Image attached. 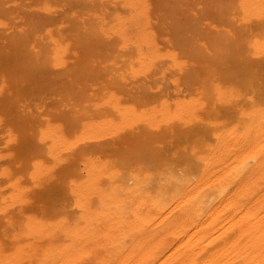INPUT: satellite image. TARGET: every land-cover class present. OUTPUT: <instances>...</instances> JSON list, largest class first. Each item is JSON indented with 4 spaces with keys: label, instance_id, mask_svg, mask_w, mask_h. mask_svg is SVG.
<instances>
[{
    "label": "rangeland",
    "instance_id": "374dc122",
    "mask_svg": "<svg viewBox=\"0 0 264 264\" xmlns=\"http://www.w3.org/2000/svg\"><path fill=\"white\" fill-rule=\"evenodd\" d=\"M117 4L118 0H0V98L9 105L8 114L0 112V251H12L22 242L24 214L40 212V207L44 216H66L71 221L64 220L65 226L71 227L73 222L83 223L77 218L78 208H102L101 191L123 195L136 176H148V188L153 189L156 166L167 161L178 167L176 157L159 155L190 143L188 138L165 135L172 128L167 124L169 113L155 114L159 125L151 128L144 121H129L125 127L85 131V124L121 125L127 108L151 113L167 101L174 111L178 100L195 99L194 120L174 126L180 131L194 127L210 144H217L216 135L241 133L250 113L264 114V69L257 65L264 61V0L151 2L147 25L155 30L153 45L158 55L176 52L177 66L168 58L134 63L136 55L114 33L116 14H124ZM159 6L167 9L159 11ZM31 16L52 20L35 27ZM158 26L169 28L161 31ZM176 38L185 43L183 48L175 45ZM56 40L69 46L58 60L52 53ZM141 90L156 95L141 99ZM49 122L65 143L53 154L47 150L49 134L41 138ZM134 135L139 146L133 144ZM124 142L131 147L116 153L113 148L122 149ZM141 144L143 151L138 150ZM157 149L160 154L154 153ZM145 157L158 161L148 166ZM71 181L87 198L72 194ZM61 228L51 231L53 239L46 232L44 244L55 239L69 243L71 237ZM5 259L0 258V264H7Z\"/></svg>",
    "mask_w": 264,
    "mask_h": 264
},
{
    "label": "bare ground",
    "instance_id": "6f19581e",
    "mask_svg": "<svg viewBox=\"0 0 264 264\" xmlns=\"http://www.w3.org/2000/svg\"><path fill=\"white\" fill-rule=\"evenodd\" d=\"M153 1L169 0H118L119 12L124 14H116L114 33L118 34L124 48L134 52L136 65L159 58L170 59L177 66L176 52L158 55L159 49L153 45L155 30L147 25ZM158 9L163 11L167 7L159 6ZM30 19L32 23L36 19L35 27H43L52 20L41 16H31ZM158 28L162 31L169 27ZM181 38H176L175 43L179 49L185 44ZM53 43L52 53L58 60L69 46L58 40ZM74 56L80 59L76 50ZM4 60L9 61L8 58ZM247 61L255 65L254 60ZM257 65L264 69V61L257 62ZM139 93L138 97L145 100L156 95L145 90ZM194 104L195 99L189 102L178 100L175 110L170 111V104L164 101L159 110L152 108L151 113L127 108L121 125L104 121L85 124V131L125 127L129 121L132 124L144 121L151 128L159 125L157 118L153 117L155 114L165 117L169 113L167 124L172 128L166 130L165 135L173 140L190 139V157H186L187 145L178 146L173 152L162 151V154L157 149L154 153L160 154L162 159L176 157L178 167L167 161L158 168L156 166L153 189L148 188L151 182H148V176H136L133 177V186L127 187L123 195L113 190L101 191L102 208L97 212L92 207L78 208L77 218L83 223L73 222L74 227H70V223L69 227L65 226L67 220L66 223L71 221L66 216L57 219L53 215L44 216L41 207L40 212L24 214L22 242L12 251H0V256H7V259L0 258L7 264H264V114L255 110L249 115L250 122L243 124L241 133L232 131L228 135H216L218 143L210 144L202 131L198 132L194 127L180 131L179 126H174L190 124L194 120ZM7 110L6 98H0V112L8 114ZM177 120L179 122L175 123ZM47 134L51 137L47 150L51 154L61 151L65 143L59 139L61 133H53L51 122L42 129L41 138ZM132 137L134 146H139L136 135ZM143 144L139 151H143ZM130 147L129 142H124L122 149L115 147L113 150L120 154ZM142 156L139 159H144ZM149 158L145 157V162L153 166L157 158L154 157L153 162ZM37 171L35 165L34 172ZM172 176L177 179H171ZM90 185L89 188L94 189V184ZM74 186L71 181L72 194L75 192L76 197H86L85 191ZM94 218L100 221L95 222ZM60 224L64 227L61 228ZM57 226L66 230L68 238L71 237L69 243V239L65 240L67 243L57 239L58 242L52 243L55 241L52 236L59 229ZM46 232H50L51 237L49 234L47 237L52 238H48V241L52 240L49 244H44Z\"/></svg>",
    "mask_w": 264,
    "mask_h": 264
},
{
    "label": "clouds",
    "instance_id": "9594fccd",
    "mask_svg": "<svg viewBox=\"0 0 264 264\" xmlns=\"http://www.w3.org/2000/svg\"><path fill=\"white\" fill-rule=\"evenodd\" d=\"M171 179L175 180V179H177V177H175V176H172V177H171ZM209 206H210V205H209Z\"/></svg>",
    "mask_w": 264,
    "mask_h": 264
}]
</instances>
